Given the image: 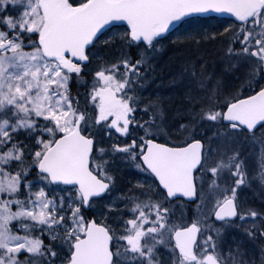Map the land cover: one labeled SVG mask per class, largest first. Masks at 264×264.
<instances>
[{
    "label": "snow or ice",
    "instance_id": "obj_1",
    "mask_svg": "<svg viewBox=\"0 0 264 264\" xmlns=\"http://www.w3.org/2000/svg\"><path fill=\"white\" fill-rule=\"evenodd\" d=\"M203 13H228L239 22L232 37L240 48L227 49L236 59L224 71L247 65L240 91L245 83L249 88L256 81L264 83V0H81L78 5L71 0H0V264H53L57 252L45 245L43 236L66 245L61 264H162L161 247L168 264H256L241 257L239 246L235 251L221 249L222 234L216 229L214 237L207 224L213 216L228 224L236 217L244 221L260 215L237 210V189L248 183L239 153L210 165V155L198 140L172 146L156 142L166 131L164 109L156 102L140 108L136 95L144 76L140 69L151 68L149 54L160 39L175 23ZM114 22L127 24L124 46L137 48L139 59L133 63L124 54L119 62L97 70L81 108L79 99L70 96V85L73 80L87 84L82 73L89 47ZM209 80L211 75L201 72L198 87L205 91L207 104L191 112L193 120L228 122L225 127L237 133L264 130V86L247 98H233L222 110L215 107L222 79L210 89ZM138 110L150 112L149 118L138 122ZM130 125L143 130L139 143L113 144L110 151L137 161L136 167L158 184L155 193L149 188L129 198L132 215L118 231L83 215L95 203L93 198L108 193L114 183L106 159L109 150L98 145L92 129L101 126L110 137L113 130L127 136ZM190 126L180 128L188 133ZM20 134L34 141L27 155ZM257 166L260 171L252 179L264 186V148ZM33 169L46 185L72 186L65 189L68 195L56 199L44 187L33 191L27 179ZM225 170L235 179L230 189L218 193L216 178ZM200 172L212 179L207 191L201 182L198 194ZM181 198L197 201L198 218L187 227L172 222L174 213L165 206ZM246 231L249 237L264 236V224L258 227L253 219ZM22 253L27 254L23 260ZM259 264H264V250Z\"/></svg>",
    "mask_w": 264,
    "mask_h": 264
},
{
    "label": "rangeland",
    "instance_id": "obj_2",
    "mask_svg": "<svg viewBox=\"0 0 264 264\" xmlns=\"http://www.w3.org/2000/svg\"><path fill=\"white\" fill-rule=\"evenodd\" d=\"M71 2L74 5H78L81 0H71ZM236 30L237 25L228 19H190L180 26L177 32L167 35L164 40H160L156 50L149 54L151 68L147 71L144 68L140 69L144 76L140 81L142 87L138 85L136 88V95L139 98L138 104L140 108L156 102L162 105L164 109L163 126L166 131L159 133L157 139L161 141L169 140L176 143V145H181L189 140L199 139L201 134H205V130H202L203 125L218 124L217 122L200 120L199 117L193 120L191 116V112H199L207 104L205 91L198 87L201 72L205 75H211V80L208 81L209 89L213 87L217 78L222 79L220 98L215 105L218 108L224 106L229 100L237 98L239 94L240 96L243 95L241 94L243 92L244 95L248 94L251 90H256L263 84L261 81H256L249 88L245 83L244 90L240 91L242 82L245 81V68L247 65L231 73L224 71L226 64L236 59V57L229 56L227 49L230 46L237 50L240 48L238 42H231L232 33ZM127 31L124 27H114L106 31L88 50L89 62L84 69L94 74L101 67H109L111 64L119 62L124 54H128L131 61L135 63L139 59L140 51L135 47L128 49L124 46L123 38ZM197 40L199 43H196ZM176 45L179 46L176 47ZM201 65H203V68ZM218 65L221 69L219 73L215 71ZM193 67L196 71L195 78L192 76ZM121 71H123L122 67ZM237 71H239L238 75ZM226 86L228 90L229 87L235 86L236 89L228 91L225 90ZM138 111L142 115L138 116L139 118L135 117L138 122H143L149 118L150 112ZM182 124L191 125L188 133H185L180 128ZM135 130L139 131L138 135L133 134ZM92 131L97 137L98 145L109 150L106 154V159H108V171L114 178V183L111 185V190L108 194L99 200H95L93 206L85 210L83 215L86 221L94 219L97 223L106 224L120 231L121 229L118 226L123 220L130 218L132 215L127 210V206L130 205L129 198L139 195L141 192H146L149 188L155 193L154 185L158 183L149 173L137 168V161L128 159L125 153L113 154L110 151L113 144L123 146L130 144L133 139L139 143L143 134V130L140 127L130 125L127 136H120L119 133H115L113 130V134L110 137L105 134L107 130H101V126H96ZM130 132L133 137L132 140L128 139ZM21 135L23 134L18 136L19 140H21ZM204 139L206 147L203 152L210 155V165H215L221 157L227 159L229 155L238 152L240 148L242 149L243 146L247 145L250 151L248 154L243 153L240 160L244 161V168L250 165L251 179L260 171L259 168L254 169V158L255 151L259 148H264V130L246 139L241 133H237L234 130H219L214 127L213 133L207 134ZM137 160L139 161V156ZM27 179L33 182V191L44 187L49 197H55L56 199H59L61 195L66 197L68 193L65 189H70L46 185L40 177L32 178L28 176ZM211 179L210 173L200 172L197 178L198 194L200 193L201 182H203L204 189L207 191ZM216 179L219 185L217 192L223 193L225 188H231L235 177H231L228 171L225 170L219 173ZM252 181L256 190H262L256 180L252 179ZM137 184H142L144 187H136ZM143 198L141 197V199ZM236 199L240 207L245 205V197L244 193L241 192V186L237 189ZM196 203L197 201L188 204L190 205L188 214H186L185 204L181 200L165 206L169 207L174 213L170 214V220L181 227H185L188 221L193 223L198 218ZM112 205L115 207L110 210ZM207 206L211 207V204L209 203ZM207 224L210 225V231L214 237L216 229H219L222 234L219 240L221 249L232 248L235 251L237 246H239L240 254L244 251L243 253L247 259L253 257V255L256 257L260 254L259 248L252 243L244 245L235 240L234 227H217L211 219L207 221ZM35 235L40 234L37 232ZM43 237L47 241H51L47 236ZM53 250L57 252V256L52 258L53 264H61L65 260L66 245L57 244ZM157 251L160 254L162 264H168V254L164 249L161 247ZM26 255L22 253L20 259H25ZM259 256L255 259L259 258Z\"/></svg>",
    "mask_w": 264,
    "mask_h": 264
},
{
    "label": "flooded vegetation",
    "instance_id": "obj_3",
    "mask_svg": "<svg viewBox=\"0 0 264 264\" xmlns=\"http://www.w3.org/2000/svg\"><path fill=\"white\" fill-rule=\"evenodd\" d=\"M214 19H218V18H214ZM188 20H190V18L181 21L176 26V28L174 30H172V31H170L168 33V35H171V34H174L175 32H177L178 28L180 26H182L183 24H185L186 21H188ZM235 24L237 25V29H238L239 24H237V23H235ZM165 37H167V36H165ZM165 37H163L160 40H164ZM88 54H89V52H88ZM238 74H239V71H237V75ZM262 85L264 86V83ZM259 88H257L256 91H258ZM234 89H236V86L235 87H229V90H228L227 86L225 87V90H228V91H231V90H234ZM241 94H243V95L240 96V94H239V96L237 98H247V96L253 94V90H251L248 94H245L244 95V92L241 93ZM224 106L221 107L222 110H226V108ZM138 113H140V112L137 111L134 114L135 117H137ZM226 124H227V122L219 123L217 125H210V124H207L206 126L203 125V129L202 130H205V134H201V137L199 138L200 141L202 142V145H203V151H204V149L206 147L205 146V139H204L205 136L207 134H212L214 127H217L219 130L230 129V128L225 127ZM230 130H233V129H230ZM257 132H259V131H257ZM256 133L252 134V133L244 132V133H241V134L243 135V137H245L246 139H248L249 137H251L252 135H255ZM128 139H130V140L133 139V137L131 136V132H130V137ZM191 141L192 140H189L188 142H191ZM156 142L164 143V144H167L169 146L176 145V143L170 142L169 140H167V141H161L160 139H157ZM183 144H185V143H183ZM183 144H181V145H183ZM257 150L255 151L256 154H255V158H254V169H257L258 168L257 165L259 163V157H260V154H261V150L262 149L259 148ZM249 151H250V149L248 148L247 145L243 146L242 149L240 148V150L238 151V153H239L238 159H241V157L243 156V153L248 154ZM244 169L248 173V183H246L244 185H241V192L244 193V197H245V205L243 207L242 206L240 207V205L238 204L237 199H236V203H237V206H238L237 210H238L239 213H246V212H248V210L251 209V210H255L260 215H258L255 218L248 217L244 221H241L239 219V217H236V218H234V220L230 221V223H228V224H225L224 222H218L217 223V222H215L213 220L212 217H211V220L214 222V224L217 227H220V226L221 227H224V226H232V227H234L235 240H237L240 244H244V245L245 244L246 245H249V244L252 243L253 245H255L256 247L259 248V253H260L261 250H264V236H260L257 233V235L255 237H249V235L247 234L246 229H248L251 226V224L253 223V219L255 220V223H256V225L258 227L261 224H264V186H261V184L259 183L260 186L262 187V190H256L255 187H254V182L251 179V174H250L251 168H250V165H248ZM184 207H185V210H186V214H188L189 213L188 209L190 208V205H186L185 204ZM186 225L187 226L191 225V222L188 221ZM187 226H185V227H187ZM253 231H256V229H253ZM172 243L174 244L173 241H172ZM243 252L244 251H242L241 257L244 258V259H246V260H248V261H250V262L253 259H255L256 257H258L260 255V254H258L256 257H254V255H253V257H251L250 259H247ZM255 260H256V264H259V258L255 259Z\"/></svg>",
    "mask_w": 264,
    "mask_h": 264
},
{
    "label": "trees",
    "instance_id": "obj_4",
    "mask_svg": "<svg viewBox=\"0 0 264 264\" xmlns=\"http://www.w3.org/2000/svg\"><path fill=\"white\" fill-rule=\"evenodd\" d=\"M231 42H233V38L231 39ZM178 46L179 45H176V47H178ZM219 70H221V69H220V66L218 65L215 71L217 73H219ZM82 75L84 77V81L87 82V84H81V83H78L76 80H73L71 85H70V96L72 98H78L79 99L80 107H84V104H85L84 98H85L87 91H88V84H90L94 78V74L88 72L85 69H83ZM138 116H142V115H140L138 113L137 117ZM138 133H139L138 130L133 131V134L138 135ZM20 141H23V144L27 145V149H26V155H27V150L32 149L34 147V141L26 138L24 135H21ZM29 176H31L32 178L39 177V175L35 169L32 170V172L29 174ZM186 205H188V204H186ZM83 213H85V210ZM42 239L44 240L45 245L51 244L52 248H55L57 246V244H61V242L58 240L57 241H47L44 237H42Z\"/></svg>",
    "mask_w": 264,
    "mask_h": 264
},
{
    "label": "water",
    "instance_id": "obj_5",
    "mask_svg": "<svg viewBox=\"0 0 264 264\" xmlns=\"http://www.w3.org/2000/svg\"><path fill=\"white\" fill-rule=\"evenodd\" d=\"M192 17H203V18H211V17H217V18H224V19H228V20H231V21H233V22H235V23H239L238 21H235V18L234 17H232L230 14H228V13H203V14H193V15H191V16H188V17H186V18H184V19H187V18H192ZM183 19V20H184ZM182 20V21H183ZM181 22V21H180ZM180 22H177V23H175L173 26H171L170 27V29H169V31L165 34V35H167L170 31H172ZM121 26H125L126 28H127V30H128V26H127V24L125 23V22H114L112 25H109V26H106V28L105 29H103V30H101V32L98 34V37H97V39L101 36V35H103L107 30H109V29H111V28H113V27H121ZM164 35V36H165ZM96 39V40H97ZM95 40V41H96ZM94 41V42H95ZM91 47V46H90ZM228 123V122H227ZM196 141V140H195ZM199 141V140H198ZM201 142V141H200ZM203 150V149H202ZM141 164H142V161H141ZM143 165V164H142ZM37 172V171H36ZM38 173V172H37ZM153 176V175H152ZM153 178L155 179V177L153 176ZM156 180V179H155ZM156 182L158 183V181L156 180ZM52 186H61V187H64V188H72V186H65V185H56V184H53ZM110 190V189H109ZM109 192V191H108ZM107 194V193H106ZM105 194V195H106ZM105 195H103V196H105ZM103 196H101V197H98V198H93L94 200H97V199H100V198H102ZM183 201H185L186 203H193L194 201H187L186 199H184V198H181ZM85 210H87V209H85ZM91 220H93V219H91ZM90 220V221H91ZM213 220L215 221V222H222V221H216L215 220V218H214V216H213ZM232 220H234V218L232 219ZM190 226V225H189ZM173 242H174V240H173Z\"/></svg>",
    "mask_w": 264,
    "mask_h": 264
},
{
    "label": "bare ground",
    "instance_id": "obj_6",
    "mask_svg": "<svg viewBox=\"0 0 264 264\" xmlns=\"http://www.w3.org/2000/svg\"><path fill=\"white\" fill-rule=\"evenodd\" d=\"M232 221V220H231ZM98 224H101V223H98Z\"/></svg>",
    "mask_w": 264,
    "mask_h": 264
}]
</instances>
